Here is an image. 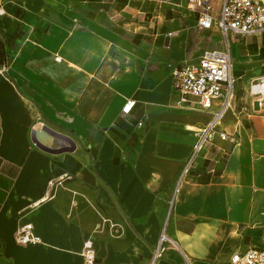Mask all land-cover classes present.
Instances as JSON below:
<instances>
[{
  "label": "crops",
  "instance_id": "0c3cea01",
  "mask_svg": "<svg viewBox=\"0 0 264 264\" xmlns=\"http://www.w3.org/2000/svg\"><path fill=\"white\" fill-rule=\"evenodd\" d=\"M0 37V264H85L86 240L96 264H149L164 225L172 242L154 264L264 248V102L249 92L264 36L233 40L235 98L216 124L229 139L213 133L184 174L212 113L180 102L170 72L220 39L186 0H0ZM37 118L74 150L34 144ZM25 223L40 244L15 241Z\"/></svg>",
  "mask_w": 264,
  "mask_h": 264
},
{
  "label": "built area",
  "instance_id": "2783aa9c",
  "mask_svg": "<svg viewBox=\"0 0 264 264\" xmlns=\"http://www.w3.org/2000/svg\"><path fill=\"white\" fill-rule=\"evenodd\" d=\"M147 1L157 4L171 2V0ZM186 6L195 12L199 28L208 29L215 26L220 33V39L217 43L206 46L196 59H188L174 65L170 72L172 86L179 95L180 102L185 101L188 96L194 97L201 109L212 113L211 121L196 132L197 140L183 166V174L189 170L205 144L211 140L213 133L221 140L229 139L226 132L216 129V124L222 113L231 107L235 98L231 57L233 40L237 36L264 33V0H220L216 13L212 11L211 0H186ZM249 92L259 105L264 102V76L250 85ZM133 104L134 100H127L121 113L127 114ZM45 127L46 124L41 119H35L30 135ZM14 238L17 243L25 245L42 242L30 223L20 225L15 231ZM171 242L165 233L164 225L149 264H154L157 259L163 257L167 244ZM80 254L85 264H96V255L90 240L83 243ZM231 264H264V248L252 247L234 253L231 256Z\"/></svg>",
  "mask_w": 264,
  "mask_h": 264
},
{
  "label": "water",
  "instance_id": "95a60500",
  "mask_svg": "<svg viewBox=\"0 0 264 264\" xmlns=\"http://www.w3.org/2000/svg\"><path fill=\"white\" fill-rule=\"evenodd\" d=\"M42 131V133L46 134V137H49L51 139L52 142H57V139H62L65 141H68L70 146L69 147H59V149H53L52 147H45L43 145H41V143L39 142L38 138L41 139L42 137H39V132ZM37 130L34 131L31 135V139L33 141L34 144H36L37 146H39L41 149L47 151V152H51V153H58V152H71L74 150L75 145L74 142L65 134L57 132L53 129H51L50 127L46 126L44 129L41 130ZM45 136V135H44Z\"/></svg>",
  "mask_w": 264,
  "mask_h": 264
},
{
  "label": "trees",
  "instance_id": "16d2710c",
  "mask_svg": "<svg viewBox=\"0 0 264 264\" xmlns=\"http://www.w3.org/2000/svg\"><path fill=\"white\" fill-rule=\"evenodd\" d=\"M8 56L5 52V45L3 43V40L0 37V67L5 65L7 62Z\"/></svg>",
  "mask_w": 264,
  "mask_h": 264
},
{
  "label": "rangeland",
  "instance_id": "374dc122",
  "mask_svg": "<svg viewBox=\"0 0 264 264\" xmlns=\"http://www.w3.org/2000/svg\"><path fill=\"white\" fill-rule=\"evenodd\" d=\"M211 6H212V11L215 13L217 11V7H218L217 0H211ZM258 35L263 37L264 33H261V34H258ZM260 56H261V58H264V50L261 51V55ZM235 75H236V72H234V76ZM234 85H235V83H234Z\"/></svg>",
  "mask_w": 264,
  "mask_h": 264
}]
</instances>
